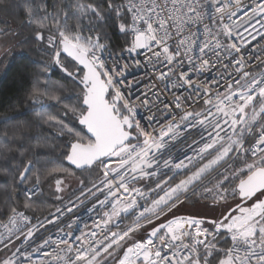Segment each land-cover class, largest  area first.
<instances>
[{
  "label": "snow or ice",
  "instance_id": "snow-or-ice-1",
  "mask_svg": "<svg viewBox=\"0 0 264 264\" xmlns=\"http://www.w3.org/2000/svg\"><path fill=\"white\" fill-rule=\"evenodd\" d=\"M0 18L29 84L0 119V264H264V0H0ZM142 60L163 88L132 91ZM33 113L66 142L55 162L21 150ZM45 188L63 207L41 220ZM81 207L91 225L63 220Z\"/></svg>",
  "mask_w": 264,
  "mask_h": 264
},
{
  "label": "trees",
  "instance_id": "trees-1",
  "mask_svg": "<svg viewBox=\"0 0 264 264\" xmlns=\"http://www.w3.org/2000/svg\"><path fill=\"white\" fill-rule=\"evenodd\" d=\"M8 24L15 27L17 24V20L11 17L8 18ZM4 20L0 18V27H5ZM123 36H119L117 39V43H123ZM18 49L10 51L7 56L4 54H0V119L4 116H12L16 113L25 112L29 105L27 102V88L29 86L28 81L23 73L24 62L19 59L17 55ZM31 55L33 57H37V53L32 52ZM53 80L59 79V73L54 72L52 75ZM54 114V113H53ZM38 118L33 113L28 116L21 117V121L16 122L21 125L23 135L25 137L23 141V148L21 150L27 149L29 153V158H34L31 153L35 151L37 154L41 152H51L52 149L46 147L48 144L58 145L55 148V154L51 156H41V163H47L49 160L55 162L56 157L59 155L61 151H63L65 146V141L63 139L59 140H48L45 139L48 133L44 129H40L39 126L35 123H24L25 121L33 122ZM16 129H10L9 135L12 134V131ZM35 137H40L36 139ZM18 145H9V147H16ZM11 153L6 151V147L0 144V221L6 220L7 216L5 212L7 211L6 207V197L3 195L4 190L15 181H12L9 177L4 175L6 171L5 164L6 156H11ZM56 167H70L67 161L63 163H54ZM39 168V165L37 166ZM79 175V173H77ZM23 187V186H21ZM54 191V189H53ZM46 198L43 203L40 201H36V205L39 208V211L36 213L43 219L45 216L49 214V212H53L58 206L62 205L56 197L51 195L48 192V189L45 188ZM24 193L17 189V195L14 197L18 203L22 204ZM66 202V201H65ZM10 206L12 205L10 201L7 202ZM23 210V209H21ZM10 214V213H9Z\"/></svg>",
  "mask_w": 264,
  "mask_h": 264
},
{
  "label": "built area",
  "instance_id": "built-area-1",
  "mask_svg": "<svg viewBox=\"0 0 264 264\" xmlns=\"http://www.w3.org/2000/svg\"><path fill=\"white\" fill-rule=\"evenodd\" d=\"M255 44V42H254ZM255 51L259 52L258 49H254ZM138 59H140V57H137ZM129 63V68H128V80L133 82V87H132V91H134L136 94H140L142 92L147 91V89L153 84L156 83L158 85V87L163 88V85L157 81L155 79V73L153 72V66L149 63H147V61L142 60L141 64L139 66H136L134 63H132L131 61H128ZM216 75L215 72H208L205 73L204 77H202L203 79H211L212 76ZM195 79V77H194ZM138 82V83H137ZM175 91V90H174ZM181 93L187 95V91L185 89H179V91H177V95H180ZM161 99L162 100H170L171 99V95L168 93H165L163 95H161ZM181 148H184V145L180 146ZM58 207H63V204L58 206ZM55 211V210H54ZM53 211V212H54ZM75 215H79L83 221V223H87L89 225H91V221L92 219H95V214L89 213L87 212L83 207L79 208V209H74V214L69 217L68 215H65V217H63V220L65 222L70 223L71 219L75 218ZM43 220V219H41ZM2 223H7V219L0 221ZM63 226V225H62ZM81 227H83V224H80ZM49 228H52L51 225L48 226ZM74 227H76L74 225ZM0 231H3V228L0 227ZM43 231V230H42ZM53 236L55 237V235L57 234L55 232V230H53Z\"/></svg>",
  "mask_w": 264,
  "mask_h": 264
},
{
  "label": "rangeland",
  "instance_id": "rangeland-1",
  "mask_svg": "<svg viewBox=\"0 0 264 264\" xmlns=\"http://www.w3.org/2000/svg\"><path fill=\"white\" fill-rule=\"evenodd\" d=\"M1 54V53H0ZM196 209H193V211H195ZM201 211H204V209H200Z\"/></svg>",
  "mask_w": 264,
  "mask_h": 264
},
{
  "label": "water",
  "instance_id": "water-1",
  "mask_svg": "<svg viewBox=\"0 0 264 264\" xmlns=\"http://www.w3.org/2000/svg\"><path fill=\"white\" fill-rule=\"evenodd\" d=\"M69 164V163H68Z\"/></svg>",
  "mask_w": 264,
  "mask_h": 264
}]
</instances>
